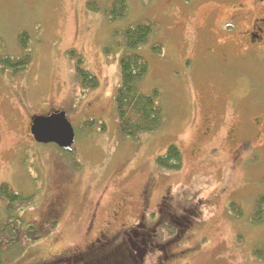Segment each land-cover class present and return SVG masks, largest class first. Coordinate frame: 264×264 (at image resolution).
<instances>
[{
    "label": "rangeland",
    "instance_id": "1",
    "mask_svg": "<svg viewBox=\"0 0 264 264\" xmlns=\"http://www.w3.org/2000/svg\"><path fill=\"white\" fill-rule=\"evenodd\" d=\"M90 1L0 0L2 50L19 55L22 32H28L33 50L32 62L20 72L0 62V186L6 182L34 195L19 211L42 232L36 241L26 234V243L6 253L5 264H72L57 256L81 250L99 229L137 223L147 189L152 206L172 195L178 213L188 207L196 220L182 235L170 220L163 222L155 236L162 245L144 254L140 264H264L254 254L264 244V215L262 222L254 220L264 196V139L255 141L256 147L240 143L235 149L228 125L218 126V137L206 134L214 119L207 85L216 82L213 95L231 98L248 78L264 81L262 63L236 55L218 59L204 46L194 50L187 40L212 8L222 9L214 3L200 5L189 17L187 0H126L125 17L112 20L105 12L112 0H94L92 10ZM137 21L157 25L138 49L149 66L140 85L147 94L158 90L165 122L129 138L119 128L114 96L120 58L128 51L124 33ZM177 26L181 34L174 31ZM159 44L155 53L152 47ZM78 54L81 66L100 80L95 89L83 86ZM50 110L67 112L77 133L73 155L30 134L31 118ZM172 144L184 154V166L175 172L155 162ZM6 203L0 194V222ZM120 207L125 215L118 219L113 211ZM188 219L179 221L187 225Z\"/></svg>",
    "mask_w": 264,
    "mask_h": 264
},
{
    "label": "flooded vegetation",
    "instance_id": "2",
    "mask_svg": "<svg viewBox=\"0 0 264 264\" xmlns=\"http://www.w3.org/2000/svg\"><path fill=\"white\" fill-rule=\"evenodd\" d=\"M206 3H214L218 7H222V9L212 8L210 13L205 17V24L191 33L192 37L187 41L193 42L194 50L204 46L206 52H209L218 59L236 55L240 60L259 61L264 67V0H187L185 7L191 11L188 13V16L193 17L197 8ZM182 30V26H177V29L174 31L181 34L180 31ZM203 37H206L207 43L203 42L200 44ZM214 84L207 85L208 95H212L214 98L211 99L212 102L210 103L209 110V114L213 113L214 119L211 127H206V131H208L206 134L218 137L215 133L222 128V126H220L221 128L218 126L221 124L223 126L228 125L230 129H233L232 133L234 134L233 137H235V140L231 142L233 148L240 143H243L245 146H255L253 144L255 141H258L260 138L264 139V81H252L248 78V85H244L242 92L238 94H231V91L229 92L232 96L231 98L213 95L211 88H213ZM55 111L61 110H50L39 116L51 115ZM34 117L36 115L31 118L30 122L31 135ZM32 136L34 137V135ZM62 151L72 155L74 153V150L69 152L62 149ZM143 195L141 207L137 215V223L134 222L132 226L128 227H118L113 231L109 228L99 229L91 236L88 244L81 250L78 249L71 254L70 252H64L57 257L68 259V263H70L69 260L79 257L81 259L89 256L92 258L93 255H99L103 252L100 248L109 244V251L114 252L115 249L127 250L129 260L140 264L143 261V256L141 255L140 258H136L135 254L137 255V253L134 250L138 251L143 246V249H145L143 255L155 253V248L162 245L155 236L163 222L175 219L176 225L179 227L174 224L172 225L182 235L191 227L193 221L196 220V218L192 217L193 214L191 215V213L193 211L190 209V213L188 214V218L190 219L187 220L188 227L187 225H183L181 221L179 222V218L187 217V215L183 214L187 211V208L182 210L184 211L183 213L182 211L178 213L180 210L174 204L175 199H173L174 196L172 195H165L159 198L153 206L150 202L149 189L145 190ZM55 211L57 214H61L60 210ZM113 214L115 218H123L125 215L124 207L115 209ZM194 215L198 216L197 213ZM148 222L151 225H148ZM55 223L59 224V221H55ZM91 223H93L92 217L87 229L91 228ZM165 231L173 233V230H168V227ZM140 232L142 233L141 238L138 237V233ZM178 238L181 237L171 236L168 239L176 240ZM118 239H120L119 242ZM66 256L69 257L66 258ZM97 259H101V257Z\"/></svg>",
    "mask_w": 264,
    "mask_h": 264
},
{
    "label": "trees",
    "instance_id": "3",
    "mask_svg": "<svg viewBox=\"0 0 264 264\" xmlns=\"http://www.w3.org/2000/svg\"><path fill=\"white\" fill-rule=\"evenodd\" d=\"M105 12L111 16V19H119L125 17L128 11V2L126 0H112ZM90 9H95L96 1L92 0L87 3ZM99 9V8H98ZM157 29V25L150 21H137L136 24L125 31V40L128 51L120 58L119 65L121 67V83L117 88L114 99L118 110L119 128L129 138H138L142 133L152 132L162 127L165 122L164 109L157 102L158 90H154L150 94L143 91L141 82L149 71L148 62L138 52L142 46L148 44L150 37ZM21 52L19 55H13L10 52L2 50L0 40V62L6 67H11L14 72H20L32 62L33 53L30 47V37L28 32H22L17 37ZM162 46L152 47L155 53L161 50ZM79 77L82 80L83 86L93 88L99 86L100 80L89 69L83 68V58L78 54ZM91 124L96 123L95 120H89ZM184 154L177 144L169 145L163 155L156 157L157 165L168 171H178L184 166ZM0 194L6 201V217L0 222V264H5L6 253L19 243H26V234L31 236V240L36 241L38 236L42 234L39 226L33 222L25 220L20 214L19 208L33 202V194H24L20 191L12 189L9 183L3 182L0 186ZM255 206L257 212L254 217L255 223H260L264 215V196L258 200ZM231 208L236 210L235 202L231 203ZM187 207L186 215L190 213ZM185 215V214H184ZM239 216H242L239 213ZM171 224L176 225V220L171 219ZM180 222V221H179ZM56 223L53 227H56ZM178 226V225H176ZM24 227L26 229L24 230ZM114 243V242H113ZM135 254L136 258H140L145 252L141 246ZM158 248V247H157ZM102 253L93 255L92 258H75L69 260L72 264H136L129 260L127 250L115 249L114 252L109 251V244L103 246ZM254 254L264 261V244L257 245L254 249ZM101 257V259H97ZM63 259V258H61ZM66 261L68 259H65ZM133 262V263H132ZM139 264V263H137Z\"/></svg>",
    "mask_w": 264,
    "mask_h": 264
},
{
    "label": "water",
    "instance_id": "4",
    "mask_svg": "<svg viewBox=\"0 0 264 264\" xmlns=\"http://www.w3.org/2000/svg\"><path fill=\"white\" fill-rule=\"evenodd\" d=\"M32 135L36 142L56 143L63 150L72 152L77 134L65 111H55L51 115L36 116L32 122Z\"/></svg>",
    "mask_w": 264,
    "mask_h": 264
}]
</instances>
